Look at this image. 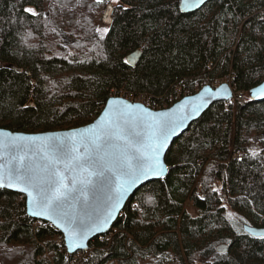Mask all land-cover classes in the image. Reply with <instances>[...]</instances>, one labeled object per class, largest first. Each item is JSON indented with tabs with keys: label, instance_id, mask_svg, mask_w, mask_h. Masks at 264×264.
<instances>
[{
	"label": "trees",
	"instance_id": "obj_1",
	"mask_svg": "<svg viewBox=\"0 0 264 264\" xmlns=\"http://www.w3.org/2000/svg\"><path fill=\"white\" fill-rule=\"evenodd\" d=\"M112 2L0 0V127L85 124L118 93L163 108L225 76L234 97L172 142L166 175L131 193L89 253H69L54 225L33 226L22 193L0 188V264H264V235L244 229L264 227V99L248 97L264 79V0H209L189 12L179 0ZM221 243L228 249L217 252Z\"/></svg>",
	"mask_w": 264,
	"mask_h": 264
},
{
	"label": "water",
	"instance_id": "obj_2",
	"mask_svg": "<svg viewBox=\"0 0 264 264\" xmlns=\"http://www.w3.org/2000/svg\"><path fill=\"white\" fill-rule=\"evenodd\" d=\"M207 1L179 0V9L194 11ZM111 11L108 2L103 16ZM140 52L130 51L126 60L134 65ZM233 96L226 81L206 83L158 109L111 95L93 120L79 126L33 132L0 127V188L22 193L26 213L54 225L69 253L85 250L112 225L132 192L166 175L165 153L188 125L212 103ZM248 97L264 99V79L249 88ZM244 229L264 235V227ZM226 249L224 243L216 247Z\"/></svg>",
	"mask_w": 264,
	"mask_h": 264
},
{
	"label": "built area",
	"instance_id": "obj_3",
	"mask_svg": "<svg viewBox=\"0 0 264 264\" xmlns=\"http://www.w3.org/2000/svg\"><path fill=\"white\" fill-rule=\"evenodd\" d=\"M223 81H226V82H228L229 83V77L228 76H225L222 80H219V79H215L214 80V83H213V86H216V85H218L219 83H221V82H223ZM202 85H198L197 87H196V90H198L200 87H201ZM195 90V91H196ZM121 96H123V97H126V98H128V99H131L129 96H128V94H123V95H121ZM234 97V96H233ZM232 97V98H233ZM232 98H230V99H232ZM132 100H134V101H139V102H141V103H143V104H145L146 106H149V107H151V108H153V109H158V108H160L156 103H154L150 98H148L145 94H143V93H140V94H138L134 99H132ZM174 100V99H173ZM177 100V99H176ZM229 100V99H228ZM174 102V101H173ZM172 102V103H173ZM171 103V104H172ZM166 107V106H165ZM198 193V192H197ZM41 224H43L42 223V220L41 219H39V218H36L35 220H34V222H33V226L36 228V227H38V226H40ZM55 242L57 243V244H59V243H64V236H63V234L60 232V234H56V236H55ZM84 251V253L83 254H86V253H89V251H90V249L87 247V249H85V250H83ZM76 252H78V253H81V250H77Z\"/></svg>",
	"mask_w": 264,
	"mask_h": 264
},
{
	"label": "rangeland",
	"instance_id": "obj_4",
	"mask_svg": "<svg viewBox=\"0 0 264 264\" xmlns=\"http://www.w3.org/2000/svg\"><path fill=\"white\" fill-rule=\"evenodd\" d=\"M114 1L115 0H113V2L112 3H114ZM103 11H104V9H103ZM102 26V25H101ZM102 27H104V26H102ZM82 125V124H81ZM79 126V125H78ZM69 127H75V126H68V127H64V128H69ZM252 149L253 150H258L259 149V146L257 145V143L255 142V145H252ZM188 210L190 211V212H194V209L190 206V205H188ZM226 209H227V212H228V214H229V216L231 217V218H236V216L234 215V213H233V211L228 207V206H226ZM45 253H47V250H46V252ZM197 264V263H196Z\"/></svg>",
	"mask_w": 264,
	"mask_h": 264
},
{
	"label": "bare ground",
	"instance_id": "obj_5",
	"mask_svg": "<svg viewBox=\"0 0 264 264\" xmlns=\"http://www.w3.org/2000/svg\"><path fill=\"white\" fill-rule=\"evenodd\" d=\"M118 95H119V93H118Z\"/></svg>",
	"mask_w": 264,
	"mask_h": 264
}]
</instances>
